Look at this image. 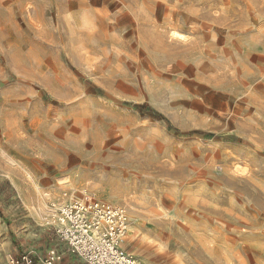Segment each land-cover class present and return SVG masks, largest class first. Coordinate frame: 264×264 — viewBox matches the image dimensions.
<instances>
[{
  "label": "rangeland",
  "instance_id": "374dc122",
  "mask_svg": "<svg viewBox=\"0 0 264 264\" xmlns=\"http://www.w3.org/2000/svg\"><path fill=\"white\" fill-rule=\"evenodd\" d=\"M84 192L136 263L264 264V0H0V264Z\"/></svg>",
  "mask_w": 264,
  "mask_h": 264
},
{
  "label": "built area",
  "instance_id": "2783aa9c",
  "mask_svg": "<svg viewBox=\"0 0 264 264\" xmlns=\"http://www.w3.org/2000/svg\"><path fill=\"white\" fill-rule=\"evenodd\" d=\"M53 213L46 222L60 242L86 264H139L122 246L127 230V213L121 205L99 200L90 192L64 205L51 203ZM60 254L51 249L36 261L31 253L10 257L2 264H62Z\"/></svg>",
  "mask_w": 264,
  "mask_h": 264
},
{
  "label": "crops",
  "instance_id": "0c3cea01",
  "mask_svg": "<svg viewBox=\"0 0 264 264\" xmlns=\"http://www.w3.org/2000/svg\"><path fill=\"white\" fill-rule=\"evenodd\" d=\"M32 215L33 214H31V216ZM32 221L36 222L37 224L39 223L35 216H32ZM15 225L16 226L14 229H8L9 237H12V240L15 243V249L12 253L13 255H19L24 252H29L36 261L38 258L46 257L51 249H55L61 256L60 261L62 262V264H86L81 261L75 254L70 252L66 244H64L63 242H59L50 226L43 227L38 224L39 226L37 228H33L30 231V226H28V224H26L24 221H19V224L18 221H16ZM20 225L23 228H28V230H26L25 232L20 230ZM0 233H3V229L1 226ZM5 240L7 241L6 238ZM9 241H11L10 238ZM123 247L126 249L125 246Z\"/></svg>",
  "mask_w": 264,
  "mask_h": 264
},
{
  "label": "bare ground",
  "instance_id": "6f19581e",
  "mask_svg": "<svg viewBox=\"0 0 264 264\" xmlns=\"http://www.w3.org/2000/svg\"><path fill=\"white\" fill-rule=\"evenodd\" d=\"M127 227H128V226H127ZM126 233H127V230H126L125 234L123 235V237L121 238V242H120L121 244H122V241H123V239H124Z\"/></svg>",
  "mask_w": 264,
  "mask_h": 264
}]
</instances>
